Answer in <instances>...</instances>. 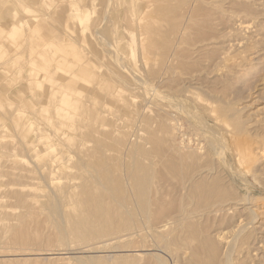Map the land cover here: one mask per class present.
<instances>
[{
    "label": "rangeland",
    "instance_id": "1",
    "mask_svg": "<svg viewBox=\"0 0 264 264\" xmlns=\"http://www.w3.org/2000/svg\"><path fill=\"white\" fill-rule=\"evenodd\" d=\"M212 2L205 0L203 4H208L205 5L208 6L206 7L207 10L209 9L208 11L213 8L211 15H214L211 19L215 25L212 24L211 27L215 32L213 29L211 31L216 38L212 36L209 42L206 40L201 42L202 44L189 47L185 42L178 43L180 45L177 44V51L187 49L186 52H189L186 53L185 60L178 55H169L165 59L167 62L163 63L158 52L152 53L149 50L148 34L142 33V29L136 27V24L135 26L132 24L138 17L141 19V24L156 19L154 15L157 12L153 11H156L160 6L165 9L168 3L161 2L162 5L160 2L154 3L157 7L153 4L151 8L147 7L148 4H151L150 0H133L127 5L123 0H0V264H147L148 262L153 263L155 256L165 258V264H174L169 251L154 243L156 242L155 238L151 234L149 235L146 230V227L152 224L160 225L161 221L162 223L169 221L168 216L166 218L164 215L168 212L171 214L176 207L171 208L172 210L165 207L167 209L165 213V210H162L165 205L162 199L164 197L170 202L173 200L172 196L175 197V200L179 199L173 200L177 204L179 203L176 206L181 205L180 203L184 200L183 204H186V209L193 213H190L189 220L185 219L181 222L185 223L184 225L181 223L171 224L170 220L169 230L178 233L174 234L179 242L176 243V246L181 245L178 248L181 251L177 249V254L183 253L184 262L187 259V261L190 260L188 264H198L196 261L200 259V262L202 260L206 262L205 264L207 262L210 264V260L206 261L208 260L206 253L209 250L202 245L204 239L206 237L207 239L213 238L211 240L215 243L216 235L219 233L227 234L225 236L233 238L232 234H235L236 231V235L238 234L235 225L239 224L241 229L243 228V232H241L243 235L240 234L237 237L233 246L238 247L241 242L243 248L240 245L242 251L240 250L239 253L238 248L232 247L234 252L236 251L232 253L234 262L240 260L236 264H264V145H262V142L264 143V0H212ZM170 5L172 4L170 3L169 7ZM175 5L174 2L172 6L175 7ZM72 6L77 8L78 17L85 15L88 11L87 20L79 22L72 19L68 14L71 13L70 9L74 8ZM242 10L243 12L240 13ZM67 11L69 12L67 13ZM185 20L187 19H183L184 26L187 23L192 24V21L190 23V20L187 22ZM162 24L164 25L163 29L170 27L168 23L162 22ZM131 30L133 32H130ZM185 30H182L184 35L190 32V30ZM95 31L99 32V35H95ZM116 31L120 33L118 39ZM213 41L215 44L212 43ZM181 45L183 46L179 47ZM206 45L208 47L204 48ZM199 46H203L200 48L201 50L197 49ZM192 47L194 48L192 49ZM209 48L216 50L215 53ZM205 49L211 50V53L208 54L209 50L204 51ZM46 50H48L47 53ZM196 50L197 54L194 53ZM198 50L201 51V54L203 52L202 57ZM191 52L193 55H190ZM219 52L220 54H218ZM150 53L153 58H150ZM213 53L214 55H212ZM181 55L183 56L182 52ZM206 55L207 58H205ZM196 56L202 61L199 62L195 59ZM212 56H216L213 57L215 60ZM171 58L173 59L171 60ZM177 62L179 64L176 66ZM201 62L202 64H199ZM159 63L161 66H165L161 67ZM167 63H170V66H167ZM188 63H192V67ZM207 63L209 67H212L213 63L212 69L207 68ZM180 64L187 67L183 68ZM162 68L167 70L164 71ZM197 71L198 73H196ZM154 72L157 74L155 75ZM67 80L68 82H66ZM93 87H96V90ZM174 87L176 88L174 89ZM76 107L77 109H74ZM228 107L232 110H229ZM258 136L263 140L260 141L261 138ZM255 142H260L261 145ZM140 149L145 153L144 155H141L143 153ZM219 149H221V157L217 156ZM192 152L198 154H194L195 157H193ZM206 154H208L207 157ZM185 156L191 160L189 161ZM200 158L202 160H199ZM221 158L224 159H222L223 161L226 160L225 163ZM192 159L197 161L193 162L194 166L191 162ZM200 162L203 164L199 165ZM48 164H58L60 167L52 176L54 178L52 181L46 178ZM196 164L199 165V168ZM137 165L144 166L143 168L147 165L149 167L150 189L148 188V191L150 196H155H149L150 200L153 198L150 212L154 214L153 208L163 203L159 207L162 212L160 209H154L158 216L159 212H164V215L161 214L158 217L160 220L156 219L159 222L150 218L152 224L146 223L142 216L143 213L140 214L133 206L135 198L131 195V191L129 192L131 183L128 171L132 172L133 170L130 168H137ZM203 165L204 167H202ZM213 165L215 166L213 167ZM111 166L113 170H111ZM184 166H189L186 169L188 172L183 170ZM105 168L109 169L110 173L112 172L110 174L113 178L112 185L119 183L121 185L119 188L126 189L125 192L128 190L125 195L129 194L127 195L130 196V199L127 197L128 204L131 203L134 208L128 206L129 209H133L132 211L128 209L133 215L132 221L127 217L125 220H130V226L132 228L134 226V229L116 227L118 232L116 228L110 230V233L103 231L100 235L89 237L84 241L72 235L70 240L62 243L55 232V219H52V216L54 218L57 216L54 213L49 216V213L53 212L49 205L55 202V196L56 199H60L59 196L61 199L63 197L62 200L60 199L61 201L59 200L61 202L59 211L63 221L67 223L71 216L73 217L69 222L77 220L79 216L86 214L85 209L82 208V198L88 194H93V196L98 194L99 189L97 186L95 187V184L91 185L94 179L90 176L94 177L95 175L96 177L97 172H102V169L105 170ZM114 169H117V172L120 170L119 173ZM197 172L202 173L201 178L203 179L197 180L199 184L195 186H198L199 189L196 191V187L191 190L188 186L189 183L186 182V185L184 183ZM93 173L95 174L93 175ZM104 173L106 174V171ZM113 173L115 177H112ZM184 173L192 176L186 178ZM10 174L20 176V180L17 178L16 181L21 184H28L22 190L21 197L14 198L8 195V187H10L8 183H11ZM45 175L47 176L45 177ZM217 176H219L218 179ZM222 176L227 179L222 180ZM44 177L45 179H43ZM180 180L181 182H179ZM203 180H206L205 185L207 183L211 185V182L215 185H207V187H211L208 189ZM178 183L182 184L181 188ZM158 184H160L159 187ZM171 185L174 189L172 191L169 190ZM222 185L225 186L226 193L223 192ZM53 187L55 191L58 189L57 187H60V192L64 191V194L69 198L68 202L73 203H67L66 195H59L60 192L57 194L59 190L55 195ZM68 187L69 193L66 192ZM183 187L190 188L191 191L186 189L187 192L190 191L186 193ZM178 189L180 192L177 191ZM91 190L92 192H90ZM175 190L177 194L181 192L183 194L181 193L179 196L174 192ZM200 190H202L201 192L204 190V192L199 193ZM165 192L167 195H163V193L166 194ZM28 193L31 195H26ZM152 193L154 194L151 195ZM81 194L85 196L82 197ZM197 194H202L203 196H200L203 199ZM72 195L76 197L77 201L75 198L73 199ZM157 196L162 198L158 199ZM79 197H82L81 200ZM168 197L171 199L168 200ZM227 197H231L232 200ZM159 200H161L160 203H158ZM75 201L76 204L81 202L82 210L79 212V205L77 204V207L74 204ZM108 202L109 200L107 205L114 210L116 207L112 206L113 202ZM153 203H157V205L155 204V206ZM47 206L49 207L47 208ZM209 206L211 207L209 208ZM220 206L226 209L223 214L212 212ZM227 207H231V209L227 210ZM117 209L116 211H118ZM116 211L115 213H117ZM225 212H227L226 220L223 221L221 219ZM208 213L209 215H207ZM231 214L232 217H230ZM202 215L205 217L201 218ZM60 219L55 221L59 222ZM208 219L211 223L213 221V227L218 226L216 230L213 227L210 229L211 224L207 221ZM143 220L145 221L143 222ZM217 220H220L222 225ZM239 220H242V223H239ZM251 220L253 221L251 222ZM188 221L190 222L186 225ZM25 222H27L26 225ZM244 224L249 226L245 227ZM179 227H181L180 230ZM197 228H205V231L202 230L205 235L202 234L201 229ZM135 229L141 231L134 233ZM218 229L220 230L218 231ZM21 231L23 232L21 233ZM198 231L199 234L192 235ZM208 231L209 233H206ZM18 233L23 235H18ZM24 235L27 237L30 235L29 239ZM195 236L197 241L194 239ZM12 237L21 239L14 242ZM23 238L28 242H23ZM200 239H202L201 242ZM18 241L23 243H18ZM221 246L218 245L219 248L216 247L214 250V252L219 250L217 255L222 254ZM198 247L200 249L202 247L201 252ZM194 248H197V251ZM195 251L198 253L196 254ZM248 252L249 254H247ZM193 254L197 257L199 254L200 258H195ZM234 258H237L236 261ZM184 262L183 264H187Z\"/></svg>",
    "mask_w": 264,
    "mask_h": 264
},
{
    "label": "bare ground",
    "instance_id": "2",
    "mask_svg": "<svg viewBox=\"0 0 264 264\" xmlns=\"http://www.w3.org/2000/svg\"><path fill=\"white\" fill-rule=\"evenodd\" d=\"M130 1H133V0H123V2L127 5L128 3H130ZM148 1V0H147ZM203 1H205V0H150V2H151V4L149 5L148 4V6L147 7H151L154 3H159L160 2V4L162 5L163 3H161V2H165V3H168V5L167 6H165V9L163 8V7H161L160 6V8H157L156 9V11L154 10H152L154 13L155 12H157V13H155V17H156V19H154V20H152V21H145L143 24H141V19L138 17L136 20H134L133 21V26H135V24H136V27H138V28H140V29H142L143 30V32L142 33H144L145 32V34H148V36H149V44H148V46H149V50L152 52V53H156V52H158V54H159V56L161 57L160 58V60H161V62H163V63H165V62H167L165 59L169 56V55H171V56H174V55H178L179 57L181 56V58L183 57H186L187 55H186V53L188 52H186V50L187 49H185V51H184V47L182 48L183 49V51L182 50H179V51H177L178 49V45H180L182 42H185V43H187V45H188V47L189 46H193V45H198V44H202L203 42H205L206 40L209 42V39L213 36L212 35V29H213V31H214V28H212L211 26H213L212 24H214V22L212 23V20L213 19H211V17L214 15H211V11L213 10V8L212 9H210V11H208L207 10V8L206 7H208V6H205V5H208L207 3L206 4H203ZM207 1V0H206ZM210 1V0H209ZM174 2L176 3V5H175V7H173L172 5L174 4ZM211 2H212V0H211ZM172 4V5H170V7H169V4ZM205 3V2H204ZM213 3V2H212ZM144 4H146V3H144ZM251 4V3H250ZM143 5V4H142ZM155 5V4H154ZM23 6H25V5H23ZM156 6V5H155ZM172 6V7H171ZM72 7H74V8H71L70 10H71V13H68L69 11H67V13L69 14V16L72 18V19H74V20H78L79 22H82L83 20H87V17H88V11H87V13H85V15H83V16H81V17H78L77 16V8L75 7V6H72ZM157 7V6H156ZM245 7V6H244ZM152 8V7H151ZM209 8H211V7H209ZM23 10V9H22ZM83 10V9H82ZM149 10V9H148ZM243 10H244V8H243ZM243 10L242 11H240V13L241 12H243ZM246 10H248V8L246 7ZM25 11V10H24ZM80 11V10H79ZM151 11V12H152ZM166 12L165 14L163 13V12ZM4 12V11H3ZM85 12V11H84ZM83 12V13H84ZM123 12V11H122ZM210 12V13H209ZM26 13V12H25ZM121 13V12H120ZM238 13V12H237ZM239 13V14H240ZM249 13H250V11H249ZM248 13V14H249ZM6 14V13H5ZM239 14H238V16H239ZM79 15V14H78ZM80 15H82V14H80ZM134 15V14H133ZM130 16V15H129ZM132 16V15H131ZM128 17V16H127ZM54 18V17H53ZM85 18V19H84ZM107 18V17H106ZM143 18V17H142ZM187 19V20H190V23H191V21H192V24H186L185 26L183 25V23H184V21H183V19ZM57 19V18H56ZM104 19V18H103ZM127 19V18H126ZM129 19V18H128ZM131 19H132V17H131ZM101 20V19H100ZM130 20V19H129ZM187 20H185L186 22H187ZM199 20V21H198ZM30 21V20H29ZM28 21V22H29ZM137 21V22H136ZM31 22V21H30ZM29 22V23H30ZM95 22H96V20H95ZM127 22H128V20H127ZM162 22H165V23H168L169 24V28L168 29H163V27H164V25L162 24ZM94 23V22H93ZM26 24V23H25ZM243 24V23H242ZM215 25V24H214ZM29 26V25H28ZM94 26V25H93ZM95 26H96V24H95ZM94 26V27H95ZM97 26H98V24H97ZM129 26H131V24H129ZM244 26V25H243ZM93 27V30H95V28ZM246 27V26H245ZM31 28H33V27H31ZM122 28H123V26H122ZM131 28V27H130ZM247 28V27H246ZM27 29V28H26ZM139 29V30H140ZM186 29V30H185ZM182 30H185V31H187V30H190V32L189 33H187L186 35H184L183 33V31ZM98 31V30H97ZM97 31H95V35H99V32H97ZM122 31V30H121ZM166 31V32H165ZM130 32H133L132 30L130 31ZM129 32V33H130ZM215 32V31H214ZM100 33H101V31H100ZM93 34H94V32H93ZM124 35V34H123ZM219 35V34H218ZM54 36V35H53ZM116 36H117V39L118 38H120V33H118L117 31H116ZM180 37H181V39H180ZM213 37H215V36H213ZM216 38V37H215ZM159 40V42H157ZM35 41V40H34ZM108 42V41H107ZM202 42V43H201ZM39 43V42H38ZM178 43H180V44H178ZM207 43V42H206ZM212 43H214V41L212 42ZM211 43V45H213ZM220 43H222V42H220ZM175 44H176V46H175ZM178 44V45H177ZM205 44V43H204ZM203 44V45H204ZM215 44V43H214ZM209 45V44H208ZM240 45V44H239ZM238 45V46H239ZM39 46H41V45H39ZM183 45H181V46H179V47H182ZM219 46V45H218ZM218 46H217V48H218ZM223 46V45H222ZM131 47V46H130ZM177 47V48H176ZM195 47V46H194ZM194 47H192V49L194 48ZM203 46H199L197 49H200V48H202ZM206 47H208L207 45L204 47V48H206ZM209 47H212V46H209ZM213 47H214V45H213ZM240 47V46H239ZM42 48H43V46H42ZM48 48H50V47H48ZM203 48V49H204ZM176 49V50H175ZM196 49V48H195ZM209 49H212V48H209ZM208 49V50H209ZM222 49V48H221ZM191 50V49H190ZM189 50V51H190ZM201 50V49H200ZM208 50H204V51H208ZM213 51H214V49H212ZM220 50V49H219ZM47 51L48 50H46V53H47ZM194 51V50H193ZM199 51V50H198ZM211 50H209L208 51V54L209 53H211L210 52ZM216 51V50H215ZM215 51H214V53H215ZM240 51H242V50H240ZM181 52H182V54H183V56L181 55ZM184 52H185V56H184ZM201 51H199L198 53L200 54V57H202V54H203V52H202V54L200 53ZM51 53V52H50ZM189 53V52H188ZM192 54H190V55H193V52H191ZM194 53H196L197 54V50L194 52ZM207 53V52H206ZM214 53L212 54V55H214ZM240 53V52H239ZM157 54V55H158ZM218 54H220V52L218 53ZM204 55H205V53H204ZM211 55V54H210ZM48 56V55H47ZM150 58H153V56L151 55V53H150ZM195 56V55H194ZM209 56V55H208ZM49 57V56H48ZM156 57H158V56H156ZM155 57V58H156ZM178 57V58H179ZM211 57V56H210ZM213 57H216V56H212V58ZM223 57V56H222ZM225 57V56H224ZM50 58V57H49ZM170 58V57H169ZM168 58V59H169ZM182 58V59H183ZM189 58H191V56H189ZM188 57H187V60L189 59ZM197 58H199V57H197L196 56V58L195 59H197ZM203 58H204V56H203ZM205 58H207V55H206V57ZM52 59V58H51ZM158 59H159V57H158ZM173 58H171V60H172ZM176 59V58H175ZM180 59V58H179ZM179 59H178V61H179ZM208 59H209V57H208ZM217 59H218V57H217ZM220 59H221V55H220ZM223 59V58H222ZM157 60V59H156ZM177 60V59H176ZM181 60V59H180ZM183 60H185V58L183 59ZM190 60H192V59H190ZM189 60V61H190ZM197 60H199V59H197ZM196 60V61H197ZM211 61H212V59H210ZM213 60H215L214 58H213ZM49 61V60H48ZM158 61V60H157ZM195 61V60H194ZM193 61V62H194ZM200 61H202V59L201 60H199V62ZM50 62V61H49ZM151 62H152V59H151ZM155 62V61H154ZM173 62V61H172ZM191 62V61H190ZM192 62V63H193ZM204 62H206L205 61V59H204ZM203 62V63H204ZM209 62V61H208ZM77 63V62H76ZM182 63H184V62H182ZM192 63H188L189 65H190V67H192ZM198 63V62H197ZM85 64V63H84ZM88 64V63H87ZM168 64V63H167ZM170 64V63H169ZM167 65V66H170V65ZM177 64H179V62H177L176 63V66H177ZM186 64V63H185ZM199 64H202V62L201 63H199ZM206 64V63H205ZM204 64V65H205ZM211 64V63H210ZM58 65V64H57ZM92 65V64H91ZM159 65L161 66V64L159 63ZM164 65V64H163ZM171 65H173V64H171ZM181 66H182V64H180ZM179 65V66H180ZM198 65V64H197ZM217 65V64H216ZM215 65V66H216ZM48 66V65H47ZM72 66V65H71ZM165 66V65H164ZM164 66H161V67H164ZM166 66V67H167ZM200 66V65H199ZM206 66H208V63H207V65ZM228 66V65H227ZM94 67V66H93ZM173 67H175L174 65H173ZM183 67V66H182ZM187 66H185V67H183V68H186ZM189 67V68H190ZM194 67H195V63H194ZM205 67V66H204ZM212 67H213V63H212ZM212 67L210 66H208L207 68H211L212 69ZM49 68V67H48ZM71 68V67H70ZM201 68H202V66H201ZM206 68V69H207ZM164 71H166L164 68H162ZM174 69V68H173ZM203 69V68H202ZM201 69V70H202ZM208 69V70H209ZM72 70V69H71ZM70 70V71H71ZM156 70V69H155ZM171 70V69H170ZM196 70V69H195ZM205 70V69H204ZM50 71V70H49ZM52 71V70H51ZM163 71V72H164ZM173 71V70H172ZM192 71V70H191ZM72 72V71H71ZM74 72V71H73ZM156 72V71H155ZM155 72H154V74H155ZM182 72H183V70H182ZM194 72V71H193ZM199 72H202V71H199ZM167 73V72H166ZM166 73H164L165 75H166ZM195 73V72H194ZM196 73H198V71L196 72ZM157 74V73H156ZM155 74V75H156ZM46 75V74H45ZM161 75H163V74H161ZM195 75V74H194ZM189 76H190V74H189ZM44 77V76H43ZM49 77V76H48ZM158 78H159V76H157ZM156 77V78H157ZM169 77V76H168ZM191 77V76H190ZM197 77V76H196ZM157 78V79H158ZM206 78V77H205ZM49 79H51V78H49ZM170 79V78H169ZM175 79V78H174ZM178 79V78H177ZM193 79V78H192ZM200 79V78H199ZM204 79V78H203ZM218 79V78H217ZM153 80H155V79H153ZM205 80V79H204ZM158 81V80H157ZM165 81H166V79H165ZM164 81V82H165ZM66 82H68V80L66 81ZM72 82V81H71ZM156 82V81H155ZM167 82V81H166ZM58 83V82H57ZM146 83V82H145ZM162 83V82H161ZM77 84V83H76ZM166 84V83H165ZM203 84V83H202ZM223 84V83H222ZM55 85H56V83H55ZM59 85V84H58ZM184 85H186V84H184ZM228 86V85H227ZM229 87V86H228ZM105 88V87H104ZM103 88V89H104ZM170 88V87H169ZM176 87H174V89H175ZM224 88V87H223ZM225 88H226V86H225ZM93 89H95L96 90V87L94 88L93 87ZM171 89H173V88H171ZM211 89V88H210ZM105 90V89H104ZM179 90V89H178ZM218 90V89H217ZM229 90V89H228ZM155 91V90H154ZM217 92V91H216ZM82 93V92H81ZM154 93H156V92H154ZM86 94V93H85ZM158 94V93H157ZM216 94V93H215ZM221 94V93H220ZM223 94V93H222ZM221 96V95H220ZM225 96V95H224ZM223 96V97H224ZM90 97H91V95H90ZM89 97V98H90ZM223 99H225V98H223ZM81 100V99H80ZM83 108V107H82ZM229 108V107H228ZM74 109H77V107L76 108H74ZM227 109V108H226ZM231 108H229V110H230ZM228 110V109H227ZM229 110L227 111V112H229ZM232 110V109H231ZM237 112V111H236ZM236 112H235V114H236ZM232 114V113H231ZM233 115H234V113H233ZM62 116V115H61ZM230 117V116H229ZM228 117V118H229ZM248 118V117H247ZM61 119V118H60ZM163 121H165L166 122V120H163ZM169 122V121H168ZM235 122V121H234ZM237 122H238V120H237ZM236 122V123H237ZM239 123V122H238ZM241 123V122H240ZM247 123V122H246ZM49 125V124H48ZM235 125V124H234ZM245 125V124H244ZM243 125V126H244ZM166 126V125H165ZM170 126V125H169ZM242 126V125H241ZM48 127V126H47ZM164 127V126H163ZM167 127V126H166ZM174 127V126H173ZM240 127V126H239ZM165 128V127H164ZM175 128V127H174ZM174 128H173V130H174ZM259 128V127H258ZM257 128V129H258ZM235 129H236V126H235ZM237 130H238V128H237ZM243 130V129H242ZM247 131V130H246ZM254 131H255V129H254ZM260 131V130H259ZM170 132H172V131H170ZM244 132V131H243ZM250 132V131H249ZM256 132H257V130H256ZM264 132V131H263ZM43 133H45V132H43ZM253 133H255V132H253ZM174 134V133H173ZM235 134V133H234ZM237 134H238V132H237ZM234 136V135H233ZM233 136H231V137H233ZM259 138H261V139H259L260 141L261 140H263L262 139V137H260V136H258ZM165 141H167V140H165ZM169 141H170V139H169ZM168 141V142H169ZM232 141V140H231ZM156 143H157V141H156ZM159 143V142H158ZM167 143V142H166ZM255 143H258V142H255ZM260 143V142H259ZM258 143V144H259ZM39 143H37V145H38ZM164 144H165V142H164ZM169 144H170V142H169ZM222 144V143H221ZM40 145V144H39ZM154 145V144H153ZM237 145H239V144H237ZM259 145H261V144H259ZM262 145H264V143L262 142ZM162 146H164V145H162ZM171 146V145H170ZM211 146V145H210ZM212 146H213V144H212ZM252 146V145H251ZM36 147V146H35ZM38 147V146H37ZM159 147V146H158ZM169 147V146H168ZM222 147V146H221ZM239 147L241 148V146L239 145ZM156 148V147H155ZM262 148H263V146H262ZM137 149H138V147H137ZM158 149V148H157ZM172 149V148H171ZM223 149V148H222ZM164 149L162 148V151H163ZM237 150V149H236ZM261 150V149H260ZM264 150V149H263ZM263 150H261L262 152H263ZM139 151V150H138ZM140 151H142L141 149H140ZM156 151H158V150H156ZM169 151V150H168ZM215 151V150H214ZM220 151V152H219ZM219 151H218V153H217V156H220V155H222L221 154V149H219ZM238 151V150H237ZM255 151H256V149H255ZM171 152V151H170ZM183 152V151H182ZM216 152V151H215ZM141 153H143V154H141V155H144L145 153L142 151ZM147 153V152H146ZM188 153V152H187ZM201 153V152H200ZM238 153V152H237ZM155 154V153H154ZM162 154V153H161ZM166 154V153H165ZM181 154V153H180ZM189 154H190V152H189ZM194 154H198V153H194ZM193 154V152H192V156L194 155ZM64 155V154H63ZM158 155V154H157ZM187 155V154H186ZM171 156V155H170ZM197 156V155H196ZM199 156H201V155H199ZM208 156V154H206V157ZM164 157V156H163ZM162 157V158H163ZM168 157V156H167ZM185 157H187L188 158V156H185ZM190 157H191V154H190ZM193 157H195V156H193ZM198 157V156H197ZM196 157V158H197ZM221 157V156H220ZM158 158V157H157ZM160 158V157H159ZM170 158V157H169ZM178 158H179V155H178ZM192 158V157H191ZM191 158L189 159V161L191 160ZM199 158V157H198ZM80 159V158H79ZM161 159V158H160ZM164 159H165V157H164ZM163 159V160H164ZM171 159V158H170ZM173 159V158H172ZM177 159V158H176ZM223 158H221V160H222ZM64 160V159H63ZM155 160V159H154ZM153 160V161H154ZM162 160V159H161ZM167 160H168V158H167ZM174 161H175V159H173ZM199 160H202L201 158L199 159ZM224 160V159H223ZM222 160V161H223ZM252 160V159H251ZM77 161V160H76ZM178 161V160H177ZM186 161V160H185ZM188 160L186 161L187 163L189 162ZM194 161H196V159H192V164H193V166L195 165L193 162ZM226 161V160H225ZM225 161H223V163H225ZM139 162V161H138ZM169 162V161H168ZM167 162V163H168ZM197 162V161H196ZM104 163V162H103ZM179 163V162H178ZM190 163V162H189ZM198 163H199V161H198ZM212 163V162H211ZM163 164V163H162ZM201 164H203V163H201L200 162V164L199 165H201ZM213 164V163H212ZM45 165V164H44ZM69 165V164H68ZM84 165V164H83ZM131 165V164H130ZM134 164H132L131 166H133ZM136 165V164H135ZM144 166H145V164H143ZM176 165H178L177 164V162H176ZM187 165V164H186ZM189 165V164H188ZM199 165L197 166V164H196V166L199 168ZM216 165V164H215ZM215 165H213V167L215 166ZM43 166V165H42ZM91 166V165H90ZM105 166V165H104ZM138 166V165H137ZM141 166V165H140ZM140 166H138L137 168H133L132 169V167L130 168V170H133L132 172H130V171H128V173H130L129 175H128V177H129V180H130V183L131 184H129L128 182V184L131 186L130 187V189H129V192L131 191V195H133L132 197L133 198H135V200H134V202L133 203H135V204H133V206H135V208L140 212V214L141 213H143V215L142 216H144V218H145V220H146V223H150V224H152L151 222H150V218L151 219H153V220H155L156 221V219H158V220H160V218H158V217H160L161 216V214L162 215H164L163 213L165 212H167V209L169 210H172L171 208H175L176 207V209L175 210H172L173 212L170 214L169 212H168V214L166 213L165 215H164V217H166L167 218V216H168V222L167 221H163V223H162V221L161 222H159V221H156V222H159V224L160 225H150V226H147L146 227V230L149 232V235L151 234V236H153L154 238H155V240H156V242H154V243H157V245H161L166 251L168 250L169 251V253L172 255V257H173V262H174V264H183V262L185 261L184 260V255H182V254H177V249L181 246H179V247H177L176 246V243L178 244L179 242H177V237H176V235L178 234H176V232L174 233V232H170V220H171V224H180L181 222H183L185 219H187V220H189L188 218H189V215H190V213H192V211L191 212H189L187 209H186V204L184 205L183 204V201L182 200H180V201H182L180 204L181 205H179V206H176V202H174L173 200H175L174 198H173V196H172V201L170 200V202L169 201H167L166 200V198L164 199V197H163V199L162 200H164V202L163 203H165V205H163V203L161 204L160 202H161V200H159V202L158 203H160L159 204V206H157V207H155V208H153V213L154 214H152V212H150V210H151V208H150V206L152 205V200H153V198H151V200L149 199V196H150V194H149V191H148V188H149V183H150V181H149V176H150V172H149V167H145V168H143L144 166H142V167H140ZM150 166V165H149ZM175 166V165H174ZM180 166H181V164H180ZM190 166V165H189ZM189 166H187V167H189ZM206 166V165H205ZM82 166H80V168H81ZM92 167H94V166H92ZM97 167H99V166H97ZM97 167H96V170H97ZM101 167V166H100ZM110 167V166H109ZM130 167V166H129ZM171 167V166H170ZM173 167V166H172ZM177 167V166H176ZM185 167V169H183V170H185V172L187 171L186 169H188L186 166H184ZM202 167H204V165L202 166ZM207 167H208V165H207ZM212 167V168H213ZM60 167L58 166V164H48V167H47V170H48V176L47 175H45V177L46 178H48L50 181H52L54 178H52V176L54 175V173L59 169ZM88 168H89V166H88ZM102 168V167H101ZM101 168H100V171H101ZM108 168V167H107ZM107 168H105V170L104 169H102V172H97V174L98 175H96V177H95V173H93V175H94V177H92V176H90L92 179H94L93 180V183H91L90 182V180H89V183H91V185L92 184H95V187L97 186L98 187V194L96 195V196H93V194L92 195H90V194H88V196H85L84 194L82 195V197H84V198H82V197H79L80 198V200H81V198L83 199V203H82V208H84L85 209V211H86V214H83V216H79L78 217V219L75 217V216H77V215H75L74 217L77 219V220H74V221H70L69 222V220L73 217V216H69L70 217V219L68 220V222L67 223H65L64 221H63V219H62V217H61V213H60V211L59 210H61L60 208H59V205H61V202H59V200L61 199V196H59V195H62L63 196V194H64V191L63 192H60L61 190L59 189L60 187H57L58 189L56 190V191H58V193L57 194H59V192H60V194L58 195L59 197L58 198H60V199H56V196H55V202L53 203L52 202V205H49L50 207H51V212L52 213H49V216H52L51 214H55V216H57L59 219H60V221L58 222V221H55L56 219H58L57 217L56 218H54V216H52L53 218V220H54V227H55V232L57 233V235L59 236V239L62 241V243L63 242H67L68 241V239L72 236V235H75L79 240H82V241H84V240H87L89 237H92V236H98V235H100V233H102L103 231L104 232H109L110 233V230H114L116 227H119V228H127V229H131V230H133L134 229V226H133V228H132V226H130V220L132 221V214L130 213L133 209L132 208H134V207H132L131 206V203H130V205L128 204V198L130 199V196L128 197L127 195H129V194H127V195H125L126 194V192L128 191H126L125 192V190H124V188L122 189V188H119L121 185H119V183L118 184H114V185H112L113 183H112V181H113V178H111V173L107 170ZM113 167L111 166V170H113L112 169ZM147 168V169H146ZM150 168H151V166H150ZM163 168H164V166H163ZM167 168V167H166ZM181 168H183V167H181ZM81 169H83V168H81ZM119 169V168H118ZM151 169H153V168H151ZM177 169V168H176ZM190 169V168H189ZM197 169V168H196ZM207 169H209V168H207ZM211 169V168H210ZM214 169V168H213ZM85 170V169H84ZM92 170V169H91ZM115 170V169H114ZM127 170H128V168H127ZM126 170V171H127ZM178 170V169H177ZM177 170H176V172H177ZM182 170V171H183ZM190 170H192V168L190 169ZM193 170H194V168H193ZM38 171V170H37ZM98 171H99V169H98ZM104 171H106V174L104 173ZM116 172H117V169L115 170ZM119 171L120 170H118V172L117 173H119ZM121 171H122V169H121ZM171 171H172V169H171ZM174 171V170H173ZM179 171V170H178ZM181 171V172H182ZM197 171V170H196ZM195 171V172H196ZM199 171V170H198ZM205 171V170H204ZM214 171V170H213ZM217 171V170H216ZM224 171V170H223ZM39 172V171H38ZM63 172V171H62ZM96 172V171H95ZM123 172V171H122ZM121 172V173H122ZM155 172V171H154ZM188 172V171H187ZM220 172V171H219ZM225 172V171H224ZM8 173V172H7ZM9 173H10V171H9ZM12 173V172H11ZM84 173V172H83ZM90 173H91V171H90ZM100 173V174H99ZM152 174H153V171L151 172ZM207 173V172H206ZM209 173V172H208ZM213 173V172H212ZM114 174V173H113ZM172 174H175V173H172ZM177 174V173H176ZM183 174V173H182ZM185 174V173H184ZM195 174V173H194ZM215 174H219V173H215ZM224 174V173H223ZM59 175V174H58ZM88 175H89V172H88ZM91 175V174H90ZM119 175V174H118ZM168 175H170V174H168ZM186 175V174H185ZM208 175H210V174H208ZM84 176V175H83ZM87 176V175H86ZM115 177V174L114 175H112V177ZM171 176V175H170ZM172 176H174V175H172ZM171 176V177H172ZM177 176H178V174H177ZM187 176H188V178H190L192 175L190 174V176L188 175V173H187V175L185 176L186 178H187ZM220 176V175H219ZM219 176H217V179L219 178ZM10 180H11V183L9 182L8 183V185L10 186V187H8L9 188V190H8V195L9 196H11V197H14V198H18V197H21L22 195H20L21 193H22V190L28 185V184H21L20 182H18V181H16V179L18 178V180H20V176L18 177V176H15V175H13V174H10ZM22 177V176H21ZM45 177L43 178V179H45ZM88 177V176H87ZM120 177V176H119ZM127 177V178H128ZM169 177V176H168ZM170 177V178H171ZM175 177V176H174ZM202 177V173H196V175H193L192 176V178H190L188 181H185L184 179H182L183 181H185V185H186V182H188L189 183V185L188 186H190V188H191V190H193V188L194 187H196L195 185L197 184H199V183H197L198 181V179H200ZM204 177V176H203ZM206 177H208L207 175H206ZM123 178V177H122ZM161 178H162V176H161ZM164 178V177H163ZM42 179V178H41ZM166 179H167V177H166ZM165 179V180H166ZM203 178H201V180H202ZM204 179H205V177H204ZM209 179V178H208ZM216 179V180H217ZM225 180V179H227V178H223V176H222V180ZM117 180V179H116ZM123 180V179H122ZM128 180V181H129ZM164 180V179H163ZM170 180V179H169ZM168 180V181H169ZM187 180V179H186ZM215 180V179H214ZM22 181V180H21ZM85 181V180H84ZM84 181H83V184H84ZM92 181V180H91ZM158 181V180H157ZM204 181V180H203ZM206 181V180H205ZM205 181H204V185L206 184L205 183ZM209 181V180H208ZM212 181H213V179H212ZM231 181V180H230ZM7 182V181H6ZM46 182V181H45ZM44 182V183H45ZM58 182V181H57ZM114 182H115V179H114ZM118 182V181H117ZM120 182V181H119ZM124 182H125V180H124ZM124 182H123V185H124ZM179 182H181V180L179 181ZM28 183V182H27ZM159 183V182H158ZM169 183H170V181H169ZM220 183V182H219ZM223 183H224V181H223ZM7 184V183H6ZM46 184V183H45ZM50 184V183H49ZM121 184V183H120ZM179 184V187L181 186L182 187V184L180 185V183H178ZM184 184H183V186H184ZM212 184H214V183H212L211 182V185ZM217 184H218V182H217ZM119 185V186H118ZM128 185V186H129ZM151 185H152V183H151ZM159 185L160 184H158V187H159ZM166 185H168V184H166ZM170 185V184H169ZM168 185V186H169ZM176 185V184H175ZM207 185H208V183H207ZM207 185H205L206 186V188H211V187H207ZM211 185H208V186H211ZM215 185V184H214ZM225 185H227V184H225ZM228 185L230 186V184L228 183ZM227 185V186H228ZM125 186V185H124ZM163 186V185H162ZM165 186V185H164ZM167 186V187H168ZM187 186V187H188ZM221 186V185H220ZM47 187H49V186H47ZM65 187V186H64ZM69 187H70V185H69ZM69 187L66 189L67 191L66 192H68V189H69ZM71 187H73V186H71ZM82 187H83V185H82ZM123 187V186H122ZM166 187V186H165ZM174 187V186H173ZM180 187V188H181ZM187 187H183L184 189V192H186V193H189L191 190H190V188L188 189ZM198 187V186H197ZM196 187V191H197V189H199V188H197ZM202 187H203V185H202ZM224 187V189H223V192L225 191V186L224 185H222V188ZM66 188V187H65ZM85 188V187H84ZM125 188H127V187H125ZM176 188H178V187H176ZM216 188V187H215ZM221 188V189H222ZM52 189V188H51ZM51 189H49V190H51ZM150 189V188H149ZM166 189H168V188H166ZM186 189H188V190H190L189 192H187L186 191ZM220 189V188H219ZM220 189V190H221ZM53 190H54V187H53ZM157 190V189H156ZM170 191H172V190H174V189H172V185H171V189H169ZM181 190V189H180ZM182 190V191H183ZM207 190V189H206ZM233 190V189H232ZM56 191L54 190V192H55V195H56ZM152 191V190H151ZM168 191V190H167ZM177 191H179V189L177 190ZM176 190L174 191L175 193L177 192ZM195 191V190H194ZM193 191V192H194ZM202 190H200L199 191V193H203L204 192V190H203V192H201ZM214 191V190H213ZM216 191V190H215ZM51 192H52V190H51ZM53 192V193H54ZM90 192H92V190L90 191ZM169 192V191H168ZM180 192V191H179ZM227 191H225V193H226ZM52 193V194H53ZM69 193V192H68ZM94 193V192H93ZM166 193V192H165ZM170 193H173V192H170ZM182 193V192H181ZM181 193H178L179 194V196H180V194ZM224 193V194H225ZM232 193V192H231ZM234 193V192H233ZM154 193H152L151 195H153ZM159 194V193H158ZM177 194V193H176ZM177 194V195H178ZM183 194V193H182ZM194 194V193H193ZM209 194H210V192H209ZM216 194V193H215ZM230 194V193H229ZM26 195H31V194H26ZM54 195V194H53ZM64 195H66V194H64ZM77 195V194H76ZM163 195H167V193L166 194H164L163 193ZM162 195V196H163ZM189 195V194H188ZM191 195V194H190ZM203 196L202 194H197V196ZM208 195V194H207ZM206 195V196H207ZM154 196V195H153ZM153 196H150V197H153ZM170 196V195H169ZM192 196V195H191ZM198 196V197H199ZM201 196H200V198H201ZM212 196V195H211ZM210 196V197H211ZM214 196V195H213ZM217 196H218V194H217ZM220 196V195H219ZM222 196V195H221ZM225 196V195H224ZM32 197V196H31ZM53 197V196H52ZM66 197H67V195H66ZM69 197L71 198V195H69ZM72 197H73V199L75 198L76 199V197H74L73 195H72ZM128 197V198H127ZM155 197V196H154ZM158 197V199L161 197H159V196H157ZM184 197H185V195H184ZM184 197H183V199H184ZM208 197H209V195H208ZM5 198V197H4ZM27 198V197H26ZM64 198H65V196H64ZM78 198V197H77ZM162 198V197H161ZM160 198V199H161ZM169 198L170 197H168L167 199L169 200ZM177 198V197H176ZM222 198V197H221ZM228 198V197H227ZM28 199V198H27ZM62 199H63V197H62ZM61 199V200H62ZM66 199V201H67V203H69L68 202V200H69V198L67 197V198H65ZM157 199V198H156ZM171 199V198H170ZM182 199V198H181ZM186 199V198H185ZM192 199V198H191ZM191 199H189V200H191ZM197 199V198H196ZM201 199H203V197L201 198ZM209 199V198H208ZM228 199H231V197L230 198H228ZM236 199V198H235ZM18 200V199H17ZM60 200V201H61ZM70 200H72V199H70ZM79 200V199H78ZM109 200V202H111L112 203V206L114 207H116V208H118L117 210L118 211H116V208H114V210H113V208L111 207V206H108L107 205V201ZM166 200V201H165ZM177 200H179V199H176L175 201H177ZM213 200V199H212ZM219 200V199H218ZM232 200V199H231ZM230 200V201H231ZM234 200V199H233ZM20 202L22 201V200H19ZM25 201V200H24ZM23 201V202H24ZM76 201H77V199H76ZM76 201H75V203L74 204H76ZM158 201V200H157ZM186 201V200H185ZM196 201H198V200H196ZM206 201V200H205ZM108 202V203H109ZM131 202V201H130ZM155 202V201H154ZM166 202H168V203H166ZM179 202V201H178ZM219 202V201H218ZM60 203V204H59ZM71 204L73 203V202H70ZM69 203V204H70ZM80 204H81V202H79ZM185 203V202H184ZM188 203V202H187ZM210 203V202H209ZM222 203H224L223 201H222ZM226 203V202H225ZM231 203V202H230ZM229 203V204H230ZM77 204H78V202H77ZM76 204V206L78 207V205H79V207L78 208H80V209H78V212H79V210H82L81 209V206H80V204H78L77 205ZM154 204V203H153ZM156 205H157V203H155ZM154 204V205H155ZM179 204V203H178ZM177 204V205H178ZM183 204V205H182ZM189 204V203H188ZM187 204V205H188ZM211 204V203H210ZM219 204V203H218ZM234 204V203H233ZM23 205H24V203H23ZM29 205V204H28ZM68 205V204H67ZM154 205H153V207H154ZM155 205V206H156ZM163 205V208H162V210H165L163 213H160V212H162V210L159 208L160 206H162ZM209 205V204H208ZM49 206H47V208L49 207ZM64 206V205H63ZM128 206H131L132 208H130L131 209V211H129L130 209L128 208ZM200 206H202V205H200ZM216 206H218L217 204H216ZM225 206H227V204H225ZM21 207V206H20ZM25 207H26V205H25ZM29 207V206H28ZM165 207H169V208H165ZM203 207V206H202ZM211 206H209V208H210ZM231 207H232V205H231ZM231 207H227V210H229V209H231ZM234 207V206H233ZM45 208V207H44ZM63 208V207H62ZM75 208V207H74ZM156 208H158V209H156ZM199 208V207H198ZM206 208V207H205ZM208 208V209H209ZM214 208V207H213ZM225 207H222V206H220V207H218L217 209H214L213 211H212V209H210L212 212H214V213H217V212H219L220 213V215L221 214H223V212L224 211H226V209H224ZM129 209V210H128ZM161 210L160 212H159V216L158 215H156V211L155 210ZM202 209H204V208H202ZM209 210V211H210ZM34 211V210H33ZM115 211L117 212V213H115ZM199 211V210H198ZM209 211H207V212H209ZM231 211V210H230ZM195 212H197V211H195ZM206 212V213H207ZM228 212V211H227ZM227 212H225V215L222 217V219L221 220H226L225 218H226V213ZM34 213V212H33ZM63 214H64V212H62ZM85 213V212H84ZM132 213H134V212H132ZM200 213H201V211H200ZM46 214V213H45ZM81 214V213H80ZM157 214H158V212H157ZM193 214V213H192ZM196 214V213H195ZM203 214V213H202ZM210 214H212L211 212H210ZM35 215H37L36 213H35ZM68 215V214H67ZM66 215V216H67ZM82 215V214H81ZM173 215V217H171ZM205 215V214H204ZM207 215H209V213L207 214ZM213 215V214H212ZM219 215V216H220ZM65 216V215H64ZM64 216H63V218H64ZM65 216V217H66ZM139 216V215H138ZM198 216V215H197ZM218 216V217H219ZM228 216H230V215H228ZM233 216H235V215H233ZM16 217V216H15ZM34 218H36L35 216H33ZM45 217V216H44ZM125 217H127V218H129L130 220H125L126 218ZM135 217V216H134ZM170 217V218H169ZM200 217V216H199ZM202 217H205V216H201V218ZM217 217V218H218ZM230 217H232V214H231V216ZM9 218V217H8ZM24 218V217H23ZM39 218V217H38ZM124 218V219H123ZM136 218V217H135ZM138 218V217H137ZM141 218H143V217H141ZM191 218V217H190ZM206 218H207V216H206ZM211 218V217H210ZM221 218V217H220ZM227 218H229V217H227ZM234 218V217H233ZM232 218V219H233ZM254 218V217H253ZM134 219V218H133ZM165 219V218H164ZM200 219V218H199ZM213 220H214V216H213V218H212ZM216 219V218H215ZM219 219V218H218ZM237 219V218H236ZM35 220H37V219H35ZM73 220V219H72ZM136 220V219H135ZM145 220H143V222L145 221ZM238 220V219H237ZM65 221H66V219H65ZM141 221H142V219H141ZM155 221L153 222V223H155ZM196 221H198V220H196ZM203 221H204V223L205 224H207L206 223V221L203 219ZM202 221V222H203ZM207 221H209L210 222V224H211V227H210V229L213 227L212 225H214V223H213V221H212V223H211V221H210V219H208ZM220 220H217V222L220 224V222H219ZM223 221H222V223H223ZM232 221H234V219L232 220ZM253 220H251V222H252ZM35 222H37V221H35ZM135 222V221H134ZM139 222H140V220H139ZM190 221H188L187 222V224L186 225H188V223H189ZM215 222V221H214ZM238 222V221H237ZM133 223V222H132ZM136 223V222H135ZM204 223H202L203 225H205ZM216 223V222H215ZM230 223V222H229ZM232 223V222H231ZM235 223V222H234ZM239 223H242V220L240 221L239 220ZM27 224V222H25V225ZM34 224H36V223H34ZM140 224H141V222H140ZM181 224H183V223H181ZM185 224V223H184ZM183 224V225H184ZM209 224V223H208ZM225 224V223H224ZM224 224H223V227H224ZM233 224V223H232ZM231 224V225H232ZM236 224V223H235ZM234 224V225H235ZM249 225H250V223H248ZM25 225H24V227H25ZM29 225V224H28ZM138 225H139V223H138ZM183 225H182V227H183ZM192 227H193V225L192 224H190ZM195 225H196V223H195ZM220 225H222V224H220ZM226 225V224H225ZM249 225H246V226H249ZM40 226V225H39ZM179 226V225H178ZM207 227H208V225H206ZM210 226V225H209ZM215 226H217V225H215ZM227 226H229L228 224H227ZM226 226V227H227ZM235 226H237V230H238V234L236 235V233H237V231H236V233L235 234H232V235H234L233 236V238H231V236L230 237H227V236H225V235H227V234H224V233H219L218 235H216V240H215V243H214V241L213 240H211V239H213V238H210V239H207V237L204 239V241L202 242V245L203 246H205L209 251L206 253L207 255H208V260H206V261H209L210 260V264H234L235 262H234V260H233V257H232V253L234 252V250H233V248L234 247H236V246H233V244L236 242V240H237V237L240 235V234H242L241 232H243L242 231V229H241V225H235ZM244 226H245V224H244ZM243 226V227H244ZM245 226V227H246ZM5 227V226H4ZM26 227H28V226H26ZM141 227H143V226H141ZM173 227V226H172ZM185 227V226H184ZM218 227V226H217ZM216 227V228H217ZM220 227V226H219ZM8 228V227H7ZM34 228V227H33ZM36 229H37V227H35ZM40 228V227H39ZM135 228H136V225H135ZM139 228V227H138ZM144 228V227H143ZM180 228L181 227H179V230H180ZM213 228H215V227H213ZM216 228L214 229V230H216ZM221 228H222V226H221ZM25 229H27V228H25ZM53 229V228H52ZM186 229V228H185ZM198 229V228H197ZM196 229V230H197ZM201 229V228H200ZM200 229H198V230H200ZM204 229V231H205V228H202L201 229V231ZM209 229V227H208V230H210ZM235 229V228H234ZM235 229V230H236ZM11 230V229H10ZM23 230V229H22ZM116 230H117V228H116ZM124 230V229H123ZM145 230V231H146ZM213 230V231H214ZM220 229H218V231H219ZM7 231V230H6ZM20 231V230H19ZM25 231V230H24ZM54 231V230H53ZM126 231V230H125ZM128 231V230H127ZM141 230H136L135 229V232L134 233H137V232H140ZM146 231V232H147ZM176 231V230H175ZM181 231H183V230H181ZM204 231H202L203 233L202 234H204L205 235V233H204ZM14 232V231H13ZM15 232H16V230H15ZM23 231H21V233H22ZM28 232V231H27ZM107 232V233H108ZM117 232H118V230H117ZM121 232H122V230H121ZM191 232L193 233V231L191 230ZM216 232V231H215ZM245 232V231H244ZM21 233H18V235H20ZM130 233H131V231H130ZM145 233V232H144ZM173 233V234H172ZM191 233V234H192ZM196 233V232H195ZM206 233H209V231L208 232H206ZM210 233H212V232H210ZM225 233H226V231H225ZM228 233V232H227ZM233 233V232H232ZM7 234V233H6ZM5 234V235H6ZM13 234V233H12ZM25 234V233H24ZM54 234V233H53ZM146 234H148V233H146ZM174 234H176L175 236H174ZM197 234H199V231H198V233H196V234H192V235H197ZM217 234V233H216ZM231 234V233H230ZM17 235V236H18ZM21 235H23V234H21ZM26 235V234H25ZM24 235V236H25ZM41 235V234H40ZM134 235H136V234H134ZM144 235V234H143ZM209 235V234H208ZM243 235V234H242ZM15 236V235H14ZM23 236V237H24ZM30 236V235H29ZM29 236L27 237V236H25V237H27L28 239H29ZM52 236V235H51ZM145 236V235H144ZM147 236V235H146ZM183 236V235H182ZM190 236V235H189ZM199 236V235H198ZM214 236V235H213ZM229 236V235H228ZM24 237V238H25ZM40 237V236H39ZM47 237V236H46ZM148 237H150V236H148ZM187 237H188V235H187ZM186 237V238H187ZM211 237H212V235H211ZM241 238H242V236H240ZM24 238L22 239L23 240V242L24 241H27V239H25L24 240ZM144 238V237H143ZM180 238V237H179ZM196 238V236L194 237V239ZM198 238V237H197ZM231 238V239H230ZM12 239L14 240V242L16 241V240H20L21 238H13L12 237ZM40 239V238H39ZM48 239V238H47ZM142 239V238H141ZM140 239V240H141ZM190 239H191V237H190ZM240 239V238H239ZM70 240V239H69ZM179 240V239H178ZM196 241H197V239H195ZM198 240H199V238H198ZM48 241V240H47ZM202 241V239H200V242ZM241 241V240H240ZM243 241V240H242ZM23 243V242H21V241H18V243ZM28 242V241H27ZM31 242V241H30ZM194 242V241H193ZM238 242H239V240H238ZM153 243V244H154ZM199 243V242H198ZM197 243V244H198ZM221 243V244H220ZM223 243V244H222ZM240 243V245H241V242H239ZM244 243V242H243ZM68 244V243H67ZM201 244V243H200ZM216 244V245H215ZM237 244V243H236ZM156 245V246H157ZM202 245H199V246H202ZM218 245H222L221 246V248H223V251H222V254L221 255H217V252L219 251V250H217V251H215L214 252V250H215V248L217 247V248H219L218 247ZM239 244H238V247H236V248H238L237 249V251H239V253H240V250L243 248V245H241L242 246V248H241V246H240ZM254 245V244H253ZM153 246V245H152ZM193 246V245H192ZM198 246V245H197ZM202 246V247H203ZM240 246V247H239ZM145 247V246H144ZM196 247V246H195ZM202 247H201V249H202ZM226 247V248H225ZM233 247V248H232ZM161 248V247H160ZM221 248H220V250H221ZM241 248V249H240ZM197 248H194V250H196ZM200 248L198 247V250H199ZM201 249L199 250V252H201ZM205 249V248H204ZM179 250V249H178ZM183 250V249H182ZM187 250V249H186ZM236 250V249H235ZM162 251V250H161ZM179 251H181V250H179ZM197 251V250H196ZM195 251V252H196ZM203 251V250H202ZM242 251V250H241ZM253 251V250H252ZM236 252V251H235ZM234 252V253H235ZM194 253V252H193ZM198 252H196V254H197ZM205 253V252H204ZM221 253V252H220ZM238 253V254H239ZM244 253H246V252H244ZM151 254V253H150ZM192 254V253H191ZM203 254V253H202ZM202 254H200V256L202 255ZM247 254H249V252L247 253ZM247 254H245L246 256H247ZM194 255V254H193ZM192 255V256H193ZM236 255V254H235ZM241 255V254H240ZM252 255V254H251ZM154 256V255H153ZM191 256V257H192ZM203 256V255H202ZM246 256H244L245 258H246ZM187 257V256H186ZM189 257V256H188ZM194 257L195 258H200L199 257V254H198V257L197 256H195L194 255ZM193 257V258H194ZM205 257V256H204ZM205 258H207V257H205ZM164 259L165 258H162L161 256H155L154 257V259H153V263H149V264H165V262H164ZM189 259V258H188ZM192 259V258H191ZM202 259H204V258H202ZM235 259V258H234ZM237 259V258H236ZM236 259H235V261H236ZM150 260V259H149ZM149 260H147V261H149ZM198 261L200 260V259H197ZM205 260V259H204ZM243 260H244V258H243ZM190 261V260H189ZM189 261H187V259H186V262H187V264H188V262ZM194 261V260H193ZM196 261L198 264H200V263H202L203 261L201 260V262L199 261ZM240 261V260H239ZM239 261H237L236 263H239ZM248 261V260H247ZM82 262V261H81ZM186 262H184V263H186ZM192 262V261H191ZM83 263V262H82ZM85 263V262H84ZM147 263V262H146ZM147 263V264H148ZM190 263V262H189ZM204 264L206 263V262H203ZM202 263V264H203ZM235 263V264H236ZM242 263V262H241ZM193 264V263H192ZM207 264H209V262H207Z\"/></svg>",
    "mask_w": 264,
    "mask_h": 264
}]
</instances>
